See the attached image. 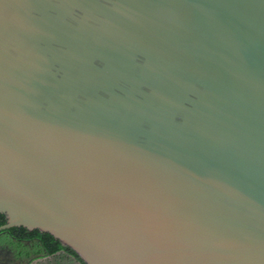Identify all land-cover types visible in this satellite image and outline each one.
Segmentation results:
<instances>
[{
	"label": "water",
	"instance_id": "obj_1",
	"mask_svg": "<svg viewBox=\"0 0 264 264\" xmlns=\"http://www.w3.org/2000/svg\"><path fill=\"white\" fill-rule=\"evenodd\" d=\"M0 214L85 264H264V0H0Z\"/></svg>",
	"mask_w": 264,
	"mask_h": 264
},
{
	"label": "flooded vegetation",
	"instance_id": "obj_2",
	"mask_svg": "<svg viewBox=\"0 0 264 264\" xmlns=\"http://www.w3.org/2000/svg\"><path fill=\"white\" fill-rule=\"evenodd\" d=\"M37 243L35 239L20 240L5 231L0 232V264H51L52 258L40 252ZM70 260V264H84L76 258Z\"/></svg>",
	"mask_w": 264,
	"mask_h": 264
},
{
	"label": "trees",
	"instance_id": "obj_3",
	"mask_svg": "<svg viewBox=\"0 0 264 264\" xmlns=\"http://www.w3.org/2000/svg\"><path fill=\"white\" fill-rule=\"evenodd\" d=\"M6 222L5 215L0 214V226L6 224ZM5 232L20 240L24 238L35 239L38 242V247L41 249L40 252H44L46 256L51 257L52 259L57 258L66 260L68 261V264H70L71 258H76L79 261L81 260L77 253L71 248L63 246L59 240L55 239V237L49 233H44L39 230L29 231L24 227L10 228Z\"/></svg>",
	"mask_w": 264,
	"mask_h": 264
},
{
	"label": "rangeland",
	"instance_id": "obj_4",
	"mask_svg": "<svg viewBox=\"0 0 264 264\" xmlns=\"http://www.w3.org/2000/svg\"><path fill=\"white\" fill-rule=\"evenodd\" d=\"M5 239H7V237H5ZM50 263L51 264H68V261L54 258V259L50 260ZM42 264H45V263H42ZM46 264H49V263L47 262Z\"/></svg>",
	"mask_w": 264,
	"mask_h": 264
}]
</instances>
